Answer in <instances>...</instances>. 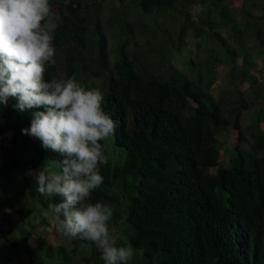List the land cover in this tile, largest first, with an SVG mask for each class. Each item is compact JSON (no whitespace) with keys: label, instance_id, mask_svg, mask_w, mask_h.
Here are the masks:
<instances>
[{"label":"trees","instance_id":"1","mask_svg":"<svg viewBox=\"0 0 264 264\" xmlns=\"http://www.w3.org/2000/svg\"><path fill=\"white\" fill-rule=\"evenodd\" d=\"M104 1L50 0L60 19L45 80L75 76L100 89L118 121L115 135L101 141L108 162L88 202L113 208L118 245L135 249L129 264H264V77L255 63L264 54V0H131L143 15L134 23L127 10L103 21ZM155 13L174 30L143 19ZM190 34L196 49L184 55ZM179 56L194 67L179 66ZM221 64L230 66L234 87L216 96ZM16 103L0 104V213L10 225L5 230L0 219V264H16L11 253L19 252L27 264H104L91 241H50L45 227L60 198L38 192L31 168L56 169L62 157L22 132L42 109L20 112ZM233 130L237 141L224 161L221 137Z\"/></svg>","mask_w":264,"mask_h":264},{"label":"clouds","instance_id":"2","mask_svg":"<svg viewBox=\"0 0 264 264\" xmlns=\"http://www.w3.org/2000/svg\"><path fill=\"white\" fill-rule=\"evenodd\" d=\"M59 19L50 0H0V104L12 97L20 112L42 109L32 112L30 127L22 132L62 157L56 169L45 163L37 170L38 192L60 198L51 207L59 233L91 241L104 264H129L135 249L118 245L110 226L113 208L88 202L102 185L101 166L108 162L101 141L115 135L118 121L105 111L100 89L85 87L75 76L45 80L55 63Z\"/></svg>","mask_w":264,"mask_h":264},{"label":"rangeland","instance_id":"3","mask_svg":"<svg viewBox=\"0 0 264 264\" xmlns=\"http://www.w3.org/2000/svg\"><path fill=\"white\" fill-rule=\"evenodd\" d=\"M57 7H59L57 5ZM127 10L128 12V21L131 23H134L136 21H138L139 19H141V17L143 16L142 13L139 11V9L136 7V3L131 1V0H106L103 2L102 4V19L103 21H106L112 14H114L115 12H123ZM145 20H150L149 23H153V22H158L160 23L162 26H167L170 30V32H172L174 30V23L173 21H171L169 19V17L166 14L163 13H155L152 16H150V18L145 17ZM110 28H107L108 33L111 35L110 33ZM131 31L133 33L138 32L137 27L135 26H131ZM161 33L159 34V38L162 40L161 42L165 43L166 46H171L172 45V41L171 38L166 34V32H164L163 29H161ZM139 33H137L138 35ZM109 35V36H110ZM139 38V40H142V37L140 35L137 36ZM134 39V38H133ZM132 39V42L130 43V47H134V40ZM188 45L187 47H184V50L182 51V53L185 55L187 54V52L189 50H195L196 49V43H197V39L194 38L191 34L188 37ZM111 45H113V41L110 40ZM143 48H146L145 45H143ZM177 64L181 67H185L187 70H190L192 67H194L193 64L188 63L187 59L183 56H179L176 60ZM239 62L242 63L243 62V58L239 59ZM57 63H58V67H59V72L61 77L64 79L65 77V59H64V55L62 54L61 51H59V57L57 59ZM255 63H256V68L257 71L256 73L261 76L264 77V54L262 55H257L255 56ZM234 77L232 76V72L230 70V66L227 64H221L218 67V72H217V79L216 82L214 84L213 87V93L216 96H219L220 94H223L225 91L227 92H231L234 85ZM248 86V83L245 82L243 86H241V89L246 88ZM253 111H247L244 114V122H248L251 119ZM263 129H264V123H263ZM237 141V131L233 130L231 132H229L226 136L221 137V159L226 161L230 155L231 149L234 148L235 144ZM109 151L112 152V148L109 146ZM120 149V148H119ZM121 150V149H120ZM22 157L24 156V152L21 153ZM1 155L3 157V159H7V154H6V150L4 148H2L1 151ZM31 171L35 174L36 176V171L34 168H31ZM4 211L7 213H10L12 215V219L13 220H17L19 219V214L15 213L9 206L4 208ZM0 219H1V225L5 228V230H8V228L10 227V225L5 221L2 220L1 218V213H0ZM36 222H39V220H36ZM38 224V223H36ZM45 231H47V233L49 234V239L51 242L53 243H57L61 240V234L59 233V231L57 230V221L51 217L48 225L45 227ZM31 244L35 243V239H31L30 240ZM11 255L13 256V261L16 264H27V259L25 257V255L23 254V252H19L17 253H11Z\"/></svg>","mask_w":264,"mask_h":264}]
</instances>
